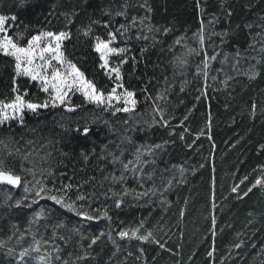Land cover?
I'll return each instance as SVG.
<instances>
[{
	"label": "trees",
	"instance_id": "1",
	"mask_svg": "<svg viewBox=\"0 0 264 264\" xmlns=\"http://www.w3.org/2000/svg\"><path fill=\"white\" fill-rule=\"evenodd\" d=\"M125 2L127 14L116 16L115 12L121 10ZM145 4L150 12L141 7ZM0 14L17 16L16 26L9 34L24 32L22 43L40 29L69 32L70 38L63 45L67 59L105 91L111 89L114 81L100 68L99 55L93 50L95 37L106 39L108 30L114 31L120 24H128L137 17L136 26L124 37L117 34L115 42V46H124V41L131 38V51L127 55L135 60L129 59L122 73L124 86L137 93L139 103L135 118L130 120L124 113L112 116L94 105L82 104L81 96L76 94L72 97L73 103L82 106L74 113L63 108L41 109L37 115L26 112L23 125L18 121L0 125V140H4L8 148H20L21 152L35 148L40 156L51 152L49 161L39 166L51 167L57 176L65 173L62 177L65 182L69 178L75 183L95 177L84 191L92 193L95 187L91 208L103 210L107 204L111 219L93 220V225L78 232L62 229L56 241L69 261H77L80 245L86 248L79 241L82 234L91 236L98 232L95 224L106 223L108 236L111 233L120 250L103 248L99 243L101 252L96 257L99 264H264V186L253 187L243 196L257 177H264V51H261L264 48V0H23V4L21 0H0ZM145 16L148 18L145 24L153 29L168 27L171 31L167 35L146 33L139 22V18ZM201 22L207 29L205 35L211 33L205 42L208 54L218 53L220 59L224 54L230 57L224 65L220 59L211 62L210 75L217 80H208L207 97L201 96L199 91L203 79L195 75L196 65L203 55H187L188 47L199 50L193 34L198 32ZM105 23L109 24L108 29ZM89 25L92 34L84 36L83 30ZM142 31L149 37L155 35L157 42L151 38L137 40L136 34ZM225 32L227 36L222 37L220 34ZM177 37H182L183 41L174 45ZM141 49L146 50L141 52ZM237 52L241 60L238 70H234L232 58ZM178 57H185L188 64L181 66ZM111 63L115 66L118 58H113ZM253 66L259 75L250 80L245 73ZM221 68L223 72L216 71ZM14 74L12 59L0 55V99L11 98ZM225 75L233 77L227 85L220 83ZM17 84L21 92L28 89V99L44 101L45 94L39 91L36 82L19 77ZM166 88V99L157 103L165 109L171 127L161 128L158 124L152 125L153 100L146 97L155 98ZM253 104L256 105L254 115ZM126 120L130 123L125 124ZM181 121H184L182 126ZM86 123L92 134L86 139L76 136L77 126L82 129ZM202 129L203 135L200 134ZM169 132L173 135L169 136ZM182 132L183 139L180 138ZM27 141L34 143L29 145ZM156 144H164L163 149L157 151L155 157L145 156V159L154 158L156 163L144 166L155 172L154 182H147L141 188L131 173L125 181L126 187L138 192L153 187L154 183L156 194L140 199L129 195L120 208L115 207L111 194L105 200L103 193L109 187L119 193L121 186L108 181L101 186L102 176L113 171L110 157L106 161L97 159L101 147L109 145L107 150L116 155L124 149L123 159L127 161L133 158L135 147ZM44 145L47 146L42 147ZM93 148L95 153L91 154ZM82 150L91 154L87 164L81 157ZM6 151L0 144V155H6ZM30 159L38 157L34 155ZM7 164L20 172L19 156L7 157ZM24 165L30 166L27 162ZM174 166H182L183 175L179 167ZM166 168L168 171H164ZM116 169L118 176L119 165ZM169 178H173L174 183L165 192L163 187ZM235 185L240 186L237 193L231 191ZM20 188L0 186V192L17 193ZM10 205L13 204L0 200V207L8 211L9 219L25 215L22 208ZM141 220L145 221V231L151 230L164 248L151 241H121L116 236L117 230L134 228ZM7 224L8 220H2L0 229L5 230ZM59 236L71 239L65 243ZM236 244L240 247L236 248ZM209 251L213 252L211 257L207 255ZM129 252L132 255H128ZM1 261L0 256V264Z\"/></svg>",
	"mask_w": 264,
	"mask_h": 264
},
{
	"label": "snow or ice",
	"instance_id": "2",
	"mask_svg": "<svg viewBox=\"0 0 264 264\" xmlns=\"http://www.w3.org/2000/svg\"><path fill=\"white\" fill-rule=\"evenodd\" d=\"M23 4V0H21ZM147 9L148 12L151 11L147 5H141ZM128 5L125 4L121 6V10L116 11V16H125L127 14ZM112 15V13H109ZM231 15V13H229ZM148 18L140 17L139 22L143 25L146 33H161L167 35L171 29L168 27L155 28L150 24H145V20ZM9 21L12 23L9 24ZM17 21L16 15H5L0 14V55L4 57H9L14 62V76L12 77V96L9 99H0V125H5L8 122L18 121L21 125L24 124V117L26 112H30L33 115L39 114L41 109H56L63 108L68 113L76 112L82 105H77L73 103L72 97L79 93L82 98V104H91L96 108L103 109L105 112L111 113L112 116H116L118 113L127 114L130 117V120L135 118L137 104L139 103L137 99V93L134 91L128 90L123 83V73L122 68L125 64L128 63L129 59L135 60V57H129L127 54L131 51L129 41L130 37L124 41V46H115L117 40V34L120 37H124L132 28L136 26L137 17H133L128 24H120L119 28L116 30H108L107 38L95 37V42L93 43V50L99 55L100 68L104 70L105 75L109 80L114 81L113 86L110 90L105 91L97 87L96 83L92 80H89L83 71L72 61L68 60L65 52L63 50L64 41L70 38V33L66 31H48L45 29H40L27 38L26 43H22L24 40V32L17 31L13 35H10L9 32L15 28V22ZM71 22V21H70ZM93 23H99L94 21ZM209 23H212L211 21ZM105 29L109 28V24H104ZM250 27V25H249ZM27 30V26H25ZM207 29L203 22H201L200 29L197 33L193 34V38L196 39L199 44V50L196 48H187V55H203V59L200 64L196 65L195 75L198 79L202 78L204 83L200 91L201 96L207 97V90L210 87L208 80L216 81V76H211L212 71V61L220 59L218 53H213L209 55L206 48L205 42L211 35H205ZM145 32H138L136 34L137 40L147 41L150 38L156 41V36L152 35L149 37ZM84 36H90L92 34V27L89 25L83 30L82 33ZM222 37L227 36V32L220 34ZM183 41L182 37H177L174 41V45L181 44ZM223 42V40H222ZM172 45V46H174ZM170 46V48L172 47ZM187 47V45H184ZM146 49H141V52ZM264 51V48L261 49ZM113 58H118V63L113 66L111 61ZM230 57L228 54H224V58L220 59L221 65H224L229 61ZM232 68L238 70V65L241 60V54L237 52L235 57L232 58ZM181 66H186L188 60L185 57L177 58ZM259 64L260 61H257ZM217 72H223V68L216 69ZM248 75V78L255 79L259 72L255 69V66L252 69L245 73ZM19 77H26L31 82H36L39 88V91L45 94V99L43 102H33L28 99V89H24L23 92L20 91V88L17 84V79ZM233 79L231 76L225 75V79L220 81L221 84L227 85L229 80ZM167 77H165V81ZM184 83H188L185 81ZM170 87V86H169ZM184 88L182 86L181 91ZM146 91V90H144ZM168 89H164L163 92L157 93L156 97L147 96V99L153 100V113H152V125L158 124L161 128H169L170 119L166 118L165 109L157 103V101L166 99ZM200 99V96H197V100ZM253 115L255 114L256 105L253 104ZM185 116V120H187ZM130 120L124 121L125 124L130 123ZM211 116H209V128H210ZM106 126H109V122H104ZM184 121H181V126ZM152 125H149L151 127ZM184 131H187L185 129ZM75 135L80 138H88L92 134L91 128L87 123L82 127L77 126L74 130ZM169 136L173 135V132L168 133ZM201 135L204 134V130H201ZM180 138H184V133L180 134ZM209 138H211L209 136ZM124 139H129L125 137ZM29 145H32L33 141L26 142ZM165 144L167 141L164 142ZM0 144L5 146L6 155H0V185L12 186L13 188H23L24 195L20 199L15 200L14 205L10 207L21 208V207H31L32 204H36L39 199L46 198L54 202L55 205H59L62 208L75 213L77 217H80L84 221H93L100 219H111L109 216V211L107 204L103 210L101 209H92L91 202L95 197V187H93L92 193H86L84 187L88 184H92L95 181V177H89L87 180H81L78 182H72V179L69 178L68 182H65L62 177L65 173H60L59 176L53 171L51 167L43 168L40 167V163H47L51 157V152L45 153L43 156L39 155V150L33 148L29 151L21 152L20 148H8V145L5 144L4 140H0ZM44 145L42 147H46ZM109 145H103L101 147V155L97 158L99 161H106L110 157L109 163L113 166V171L107 175H103L101 179V186L104 181L110 182L112 185L119 184L121 186V191L117 193L112 187H109L103 195L105 200H107L109 194L114 199V204L116 208H120L124 205L126 200L125 197L132 195L136 199L141 197H149L150 195H155L157 188L153 183V187L147 188L142 192H138L135 189H129L125 186V181L128 177V174L131 173L132 176L136 179L139 187L143 188L145 183L154 182L155 172L148 171L144 166L147 164H155L156 160L145 159V156L155 157L156 152L163 149L164 144H156L152 146L140 145L135 147V151L132 154L133 158L125 161L124 149H120V154L116 155L113 152L108 151ZM117 148H120L117 145ZM95 149L93 148V152ZM90 153L81 151V157L85 164L89 163ZM37 156V160L30 159L32 156ZM19 156L21 160L20 172L17 173L13 168L8 167L7 157ZM162 158V157H161ZM24 162H27L30 166L25 167ZM116 165H119V175L115 174ZM179 167L181 175L184 173V168ZM202 167V165H201ZM164 171H168L166 168ZM31 176L32 179L28 180L27 176ZM247 179V177H245ZM59 180V184L57 181ZM182 182V181H176ZM174 183L173 178H169L164 184L163 191H167L171 188ZM51 184V187H49ZM264 186V177H257L252 187L248 189L247 192L243 193V196H247L249 192L252 191L253 187ZM239 185L232 187L231 191L237 193ZM29 194H31V200L29 202ZM163 194V193H162ZM73 196L75 197L73 199ZM119 197V198H118ZM242 198V197H241ZM11 199V197H8ZM183 215V210L181 211ZM48 215L46 211L41 208L39 211H35L32 217L29 219V229L31 232V226L34 224H39L41 220H46ZM215 219L213 218V224H215ZM65 225L63 223H57L53 226V237L49 239H44L43 235L37 239V233H32V244L28 248H23L15 256L16 264H53V260L61 262V264H69V261L63 260L60 255L61 249L59 246L55 245L54 239L57 237V229L63 228ZM73 232H78V229H73ZM26 233L20 234V239H23ZM116 236L120 238L121 241L124 240H135L141 243L153 242L159 244L160 248H164L165 245L160 243L159 240L155 238L151 230L145 231V221L141 220L140 223L134 228L119 229L116 231ZM214 234V233H213ZM104 235V232H101L99 235H93L91 237L90 243L87 245L88 248H91L92 245L96 244L101 236ZM59 239L64 240L67 243L71 237L59 236ZM81 239H84L81 236ZM109 239L112 240V235L109 233ZM50 241L52 242V251L51 252H41V249L48 246ZM113 244L116 246V251L120 250V245L112 240ZM0 247H4V242L0 241ZM83 247V245H81ZM236 248L240 247V244L235 245ZM143 251V249H140ZM14 252L13 249L8 250V254L12 255ZM114 252L112 255L114 256ZM88 253L85 251L83 256H78L77 260H83L87 257ZM128 255H132L131 252ZM209 257L213 255L212 251H209L207 254ZM223 260V258H221Z\"/></svg>",
	"mask_w": 264,
	"mask_h": 264
},
{
	"label": "rangeland",
	"instance_id": "3",
	"mask_svg": "<svg viewBox=\"0 0 264 264\" xmlns=\"http://www.w3.org/2000/svg\"><path fill=\"white\" fill-rule=\"evenodd\" d=\"M77 95H80L79 93H76ZM75 94V95H76ZM25 166V165H24ZM19 173V172H18ZM28 180H31L32 177L29 175L27 176ZM20 191L15 192H7L2 191L0 192V200L4 201L5 203H12L15 204L16 199H20L24 193L23 188L21 187L19 189ZM8 197H11V199H8ZM31 200V194H29V202ZM22 212L25 215H21V217H15L13 219H9V213L8 211L1 209L0 207V222L2 220H8L9 224L5 225V230L0 229V241L4 242V247H0V256L2 258V264H16L15 256L21 251L23 248H28L32 244V233H37V239L40 238L41 235H43L44 239H49L53 237V226L57 223H63L65 227L57 229V236L58 233L63 230H70L73 229H83L84 227H89L94 221H84L80 217H77L75 213L70 212L64 208H62L59 205H55L54 202L44 199H39L36 204H32L31 207H21ZM41 208H43L48 218L46 220H41L39 224H34L31 226V232L28 231L29 229V219L32 217L33 213L35 211H39ZM9 211L11 208L9 207ZM6 213V214H5ZM67 218V219H66ZM98 221V220H97ZM96 228L98 230L97 233H93L91 236L87 234H82L84 239H79V241H82V243L86 246V248L79 246V249L81 250V253L79 256H83L85 251H87L88 255L83 260H73L72 262L69 261V259L63 254V250L60 251V255L63 258V260L69 261V264H99L98 260L96 261V257L99 256L100 250V244L102 243L103 248H114L116 250V246L113 244L112 240L109 239V236L107 234L108 225L106 223H97L95 224ZM82 231V230H81ZM101 232H104V235L100 237L98 242L94 245H92L91 248H88L87 245L90 243L91 237L93 235H99ZM26 233L23 237V239H20V234ZM56 238L54 239L55 245L59 246L57 244ZM101 241V242H100ZM119 244V243H118ZM61 249V247L59 246ZM13 249L14 252L12 255L8 254V250ZM71 249V248H70ZM51 252L52 251V242L50 241L49 245L42 248L41 252ZM89 260V261H88ZM80 262V263H77ZM31 264V261H30ZM53 264H61L59 261L53 260ZM110 264V263H109ZM111 264H118V263H111Z\"/></svg>",
	"mask_w": 264,
	"mask_h": 264
},
{
	"label": "water",
	"instance_id": "4",
	"mask_svg": "<svg viewBox=\"0 0 264 264\" xmlns=\"http://www.w3.org/2000/svg\"><path fill=\"white\" fill-rule=\"evenodd\" d=\"M78 111V110H77ZM0 186H7V185H0ZM8 187H11V188H13L12 186H8Z\"/></svg>",
	"mask_w": 264,
	"mask_h": 264
}]
</instances>
